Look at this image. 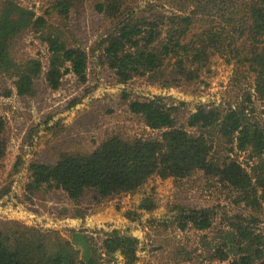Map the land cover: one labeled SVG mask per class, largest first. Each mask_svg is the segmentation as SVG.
Instances as JSON below:
<instances>
[{"label": "trees", "instance_id": "obj_1", "mask_svg": "<svg viewBox=\"0 0 264 264\" xmlns=\"http://www.w3.org/2000/svg\"><path fill=\"white\" fill-rule=\"evenodd\" d=\"M167 2L172 8L169 13L149 16L133 11L123 15L126 0L96 4L97 11L110 20L96 49L117 81L140 77L163 87L190 84L218 54L253 74L254 96L264 106V0ZM70 6L69 0H58L54 9L65 16ZM27 31L47 45L44 72L39 59L17 61L13 56L14 42ZM86 64L85 50L69 45L64 33L43 16L18 0H0V77L11 81L18 97H34L41 74L52 90L67 72L84 81ZM8 94L6 90L4 95ZM181 105H168L160 96L129 100L128 111L159 131L156 138L112 135L88 153L63 152L52 164L30 162L24 197L60 190L73 204L72 212L83 214L89 204L132 193L150 177L183 179L200 173L233 192L232 203L240 206L239 212L219 205L177 206L172 223L179 230L204 231L219 215L224 228L209 258L228 264H264V231L259 227L264 210V107L258 112L248 93L225 109L199 104L182 114ZM4 126L0 116V162ZM215 136L226 151L245 153V166L226 153L219 154L216 148L222 144H215ZM60 211L69 214L67 208ZM137 244L135 237L116 229L101 230L100 238L71 230L65 238L55 230L0 217V264H113L116 251L124 264H132L137 260Z\"/></svg>", "mask_w": 264, "mask_h": 264}, {"label": "rangeland", "instance_id": "obj_2", "mask_svg": "<svg viewBox=\"0 0 264 264\" xmlns=\"http://www.w3.org/2000/svg\"><path fill=\"white\" fill-rule=\"evenodd\" d=\"M18 1L63 32L69 45L85 50L86 79L80 81L67 72L52 90L41 74L35 96L24 99L15 94L9 79L0 77V116L5 121L1 135L4 156L0 162V217L55 230L65 238L71 230H83L100 238L101 230L116 229L138 241L137 260L132 264H228L209 258L222 236L219 230L224 228L219 215L204 231L191 227L179 230L172 223L177 206L219 205L231 213L239 212L240 206L232 203L233 192L200 173L183 179L150 177L132 193L89 204L83 214L72 212L73 204L60 190L40 191L35 198H25L23 188L30 162L52 164L63 152L88 153L112 135L122 139L156 138L159 131L146 127L128 111L131 99L160 96L168 105L182 103L181 113L187 114L199 104L225 109L248 93L259 112L264 106L254 96L253 74L244 65L227 63L214 54L199 78L190 84L163 87L140 77L119 83L96 49L110 25V20L96 9L103 0H69L71 6L65 16L54 9L58 0ZM171 9L167 0H126L123 15L133 11L149 16L152 12L169 13ZM12 53L17 61L39 59L45 71L47 45L32 31L16 39ZM6 90L8 95H4ZM213 140L222 144L216 136ZM216 149L245 166V153L226 151L223 144ZM144 201L146 206L142 205ZM149 205L152 208L148 209ZM61 208H67L69 214L60 213ZM260 218L259 227L264 231V210ZM113 264H124L117 251L113 253Z\"/></svg>", "mask_w": 264, "mask_h": 264}]
</instances>
